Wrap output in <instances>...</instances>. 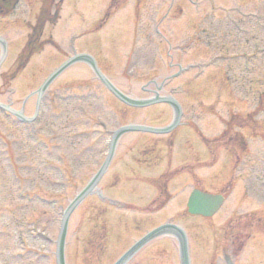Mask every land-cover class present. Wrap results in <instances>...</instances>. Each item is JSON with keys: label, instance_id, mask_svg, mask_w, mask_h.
Listing matches in <instances>:
<instances>
[{"label": "rangeland", "instance_id": "374dc122", "mask_svg": "<svg viewBox=\"0 0 264 264\" xmlns=\"http://www.w3.org/2000/svg\"><path fill=\"white\" fill-rule=\"evenodd\" d=\"M111 1L61 0L60 20L55 26L48 24L44 33L46 38L54 37L61 44V52L53 46H46L45 52L35 55L32 64L30 62L26 67L25 71L30 67L28 72L24 71L11 82L9 74L30 33L31 28L27 25L36 23L41 0H21L11 16L0 18V35L8 43V52L0 66V103L11 104L15 109L24 105L25 115H32L36 105V96L32 93L61 61L76 52H88L97 57L108 78L122 92L137 98L148 96L146 88L154 89L162 78L179 72L178 65H194L189 70L180 71L179 76L164 87L182 105L184 114L180 127L167 135H124L113 169L99 186L104 187L106 195L123 199L121 202L125 203L138 201L137 197L142 198L143 195L153 199L155 188L139 183L136 177H151L165 169L182 167L175 169L174 178L169 181L170 201L165 208H149L145 213L112 209L111 216L117 223L134 226L138 223L141 228L170 219L185 227L194 239L198 237L199 248H207L216 234V248L221 246L218 241L223 240L228 249L230 227L226 220L237 211L233 208V196L228 194L224 207L215 218L207 221L186 216V196L194 183L215 191L229 179L228 167L231 160L233 163V149H241L243 145L239 140L235 141L234 135L238 133L246 141L245 154L250 156L244 161L240 159L234 167L245 163L246 171H253V176L247 178L246 172L237 173L236 184L242 182V189L244 180L257 181L262 187L264 59L247 61V66H244L243 61L218 60V55L225 47L229 48L230 54L243 51L244 36L236 40L232 19L246 23L240 24V28L245 29L242 28V32H252L255 45L258 42L259 47L264 48V0H174L172 9L171 0H115L114 5ZM169 53L172 56H168ZM256 53L257 50L253 54ZM172 116L166 105L144 109L126 107L83 65L68 68L50 85L35 123L21 124L0 112V264H40L33 255L30 259L20 257L23 248L16 242L17 229L24 224L22 228H31L30 224L35 223L39 228L47 226L56 238L60 212L98 169L100 162L96 161L104 158L114 129L122 123L163 125L172 120ZM189 120L194 122L188 124ZM102 121L107 123V129L101 127ZM96 129H99L96 132L99 137L93 134ZM69 132L72 134L70 137ZM218 136H221L220 140L213 142ZM165 141L168 143L169 161L166 159ZM169 141L174 142L173 146ZM187 142L188 154L195 153L193 148L202 144L205 157L188 159L187 152H184ZM213 145L214 152L217 148L216 155L208 159L207 151ZM150 149L153 150L151 154L144 151ZM59 155L72 172L78 171L75 177L67 174L68 169L65 172L53 170V165H63L57 159ZM82 159L86 162H81ZM202 159L211 161L199 162ZM118 167L122 173L121 180L116 181V187L106 190V181ZM189 171L192 177L185 175ZM115 180L112 178L111 184ZM20 191L29 194L31 201L21 198ZM262 196L264 198V190ZM251 205L246 210L259 211L258 204ZM103 207V203L93 195L72 213L66 243L67 264H102L104 252L108 250L106 260L116 256L120 248L112 243L126 231L108 215V238L112 243L107 250L106 247L100 249L106 244L104 237L101 247L97 240L101 235L99 224L104 218ZM237 212L244 213L242 210ZM251 227L252 224L244 227V231L256 238L238 251V264H252L250 252L260 243L262 234L253 233ZM198 229L203 232L197 236ZM140 232L135 228L134 233L130 225L124 239L135 238ZM157 242L155 248L176 249V242L164 238ZM54 251L53 246L46 264H55ZM218 251L220 253L221 249ZM216 264L223 262L219 260Z\"/></svg>", "mask_w": 264, "mask_h": 264}, {"label": "water", "instance_id": "95a60500", "mask_svg": "<svg viewBox=\"0 0 264 264\" xmlns=\"http://www.w3.org/2000/svg\"><path fill=\"white\" fill-rule=\"evenodd\" d=\"M107 86L110 88V90L119 99H121L122 101H124L126 103L132 104L131 102H129L127 100L126 97H124L118 91H116L115 89H113L112 87H110L108 84H107ZM44 88L45 87H42L41 92H42V90ZM134 104L135 105H139L138 103H134ZM128 129H141V128H139V127H132V126L125 127V128H122L121 130H119L118 133H120V132H122L124 130H128ZM104 168L105 167H103L101 169V171L94 177V179L89 184V186L86 187L80 194H78V196L76 197V199L71 203V205L69 206V208L67 209V211L65 213V216H64L63 221H62V229H61L60 237H59V240H58V249H57L58 264H63V261H62V256H63V240H64V234H65L67 219H68L70 213L72 212V210L74 209V207L76 205H78L88 194H90L93 191L95 185L97 184V182L99 181V179H100V177L102 175V172H103ZM219 202H220V199L219 198H215V197H212L210 195L203 194L201 192H195L194 195L192 196V199L190 200V203H189V211H190V213H194V214L209 215V214H211L212 212L215 211V208L218 207Z\"/></svg>", "mask_w": 264, "mask_h": 264}, {"label": "trees", "instance_id": "16d2710c", "mask_svg": "<svg viewBox=\"0 0 264 264\" xmlns=\"http://www.w3.org/2000/svg\"><path fill=\"white\" fill-rule=\"evenodd\" d=\"M17 0H0V14H7L8 12L11 11L14 3ZM52 0H45V8L42 11V16L45 14H48L49 10V5L52 3ZM44 21H42L43 23ZM38 38V31H34L33 35H31L30 38V43L27 44L26 46V53L22 55L23 59H26L31 53L35 52L38 50V46L35 43V40Z\"/></svg>", "mask_w": 264, "mask_h": 264}]
</instances>
